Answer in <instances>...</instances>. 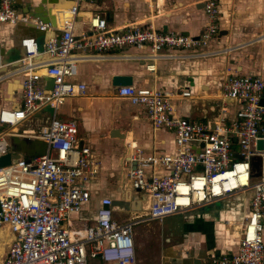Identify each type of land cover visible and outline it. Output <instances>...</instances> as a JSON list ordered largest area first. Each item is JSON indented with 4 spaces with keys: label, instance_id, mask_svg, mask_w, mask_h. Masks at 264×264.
<instances>
[{
    "label": "built area",
    "instance_id": "obj_1",
    "mask_svg": "<svg viewBox=\"0 0 264 264\" xmlns=\"http://www.w3.org/2000/svg\"><path fill=\"white\" fill-rule=\"evenodd\" d=\"M64 9H49L51 18L19 8L17 0H0V24L20 25L33 33L18 38L20 57L0 66L16 77V101L0 106V156L10 151L7 137L38 140L41 150L20 155L0 166V264H135L134 227L144 221L193 211L229 197H246L234 251L207 255L208 264H264L261 222L264 218V77L225 69L220 90L211 96L217 114L192 120L175 112L174 101L188 99V89L121 85L115 95L142 108L153 128L173 135L169 152H143L126 142L117 196H102L93 216L70 227L71 215L88 203L87 184L96 179L99 162L81 143L75 121L58 118L67 98L82 97L78 63L105 58L144 62L205 57L218 31L215 0H203L207 18L197 35L162 31L151 23L111 26L98 3L106 0H66ZM55 2L51 3V5ZM206 47V48H205ZM131 48L135 52H123ZM260 98L263 102L260 103ZM11 99V98H10ZM13 100V99H11ZM10 100V101H11ZM235 107L229 112L228 105ZM50 108L33 130H18L28 118ZM260 141L258 148L257 142ZM127 150V151H126ZM260 159V176L250 173L249 158ZM125 190L141 193L140 209L114 217L111 201H129ZM1 238V237H0Z\"/></svg>",
    "mask_w": 264,
    "mask_h": 264
},
{
    "label": "crops",
    "instance_id": "obj_2",
    "mask_svg": "<svg viewBox=\"0 0 264 264\" xmlns=\"http://www.w3.org/2000/svg\"><path fill=\"white\" fill-rule=\"evenodd\" d=\"M17 2L23 11L27 9V12L31 14L51 18L49 9L54 10L50 5L57 1L17 0ZM202 2L203 0H106L98 3V6L99 12L103 13L107 23L111 26L134 22L151 23L158 30L197 36L207 23V18L203 15ZM63 4L67 6L65 0ZM232 23L233 18L229 15H219L218 31L225 30L226 34L218 37L217 31L206 47L219 49L227 39L238 38L232 35ZM245 29H241V33H245ZM25 33L33 32L20 25L0 24V62H3V59L11 61L7 60L8 55L5 53L12 48H18V38ZM260 38L261 36H258L257 41ZM229 49L230 46H227L224 51ZM123 52L133 53L135 51L131 48H124ZM242 60L233 55L226 58L221 54L219 56L211 54L205 57L163 59L154 61L153 71H146L144 62L129 58H105L99 61L78 63L79 73L76 80L85 84V94L82 97L67 98L58 109V117L62 120L75 121L81 140L84 135L85 142L99 162V169L96 179L87 184L95 201H88L78 214L71 215L70 225L77 226L90 219L100 197L117 196L121 180L120 166L126 142L134 143L145 153L169 152L173 149L172 133L162 128H153L142 108L129 105L125 100L118 98L115 95L116 88L110 85L111 76L129 75L130 85L135 87L156 86L170 91L188 89L192 96L188 99L174 101L175 112L192 120H206L214 118L217 114L218 102L214 101L211 96L220 90L225 69L229 68L238 73L260 74V71L248 70V66ZM7 67L9 66H0V82L5 93V97L1 98L4 102L0 103V106L13 104L16 101L17 78L6 76V72L10 70ZM10 83H13L10 86L11 93L8 92ZM234 107L232 103L228 105L227 115L229 117ZM47 115L43 110L42 113L28 118L17 128L19 131L29 132ZM114 128L123 134V138L109 136L110 130ZM14 139L16 148L13 151L20 155H29L41 149L38 143H30L27 139ZM114 177L118 178L115 186L103 182ZM125 193L132 205L139 204V196L136 192L125 190ZM246 207L247 203H242L241 198L235 196L177 216V225L170 224L169 229L180 233L181 240H175L170 247L165 249L163 264H192L193 257H198L204 264H208L207 254L218 255L234 251L238 233L237 231L235 233L236 229L233 231L235 240L233 237V239L227 237L228 227L225 228V226H229V221L241 220ZM117 215L116 218L121 220L124 219L126 213L121 212ZM239 215H241L240 218H238ZM0 237L1 242L3 232H0ZM2 248L0 243V252Z\"/></svg>",
    "mask_w": 264,
    "mask_h": 264
},
{
    "label": "rangeland",
    "instance_id": "obj_3",
    "mask_svg": "<svg viewBox=\"0 0 264 264\" xmlns=\"http://www.w3.org/2000/svg\"><path fill=\"white\" fill-rule=\"evenodd\" d=\"M215 2L217 3L218 9L220 11L218 15L224 14L229 15L231 18H233V23L231 26L233 31L232 35L238 38L234 40L227 39L219 49H216L217 52L213 53L212 56H219V54H221L226 58L231 55L236 58H242L244 60L242 61L248 66V70H253L255 72L260 71V74L264 77V0H215ZM63 3L64 0H57V2H55L54 5H50V7L51 9H64L66 6ZM203 15L205 16L204 13ZM241 29H245V33H241ZM258 36H261L259 41H257ZM227 46H230V49L228 51H224V48ZM5 54L8 55L7 60L11 61L20 57V52L17 47L12 48ZM11 67L12 66H9L7 67V69ZM232 72L234 71L232 70ZM3 97H5V93L3 92L2 84L0 82V103L4 102L1 99ZM44 112L50 115L51 109L45 108ZM1 129L9 131L6 125H1L0 130ZM82 137L83 138L81 143L87 145L84 135H82ZM7 141L8 149L15 150L16 140L13 137H7ZM249 164L251 175L253 177H259L260 159L256 156H251L249 158ZM117 179H115L114 177L113 179H109L103 182H106V184L110 183L111 186H115ZM137 196L140 197L141 193H138ZM89 201H95V198L92 196L91 191ZM241 202H246V197L244 199H241ZM233 203H235V201H233ZM113 212L116 215L115 217H117V214L125 212V209L114 208ZM177 216H182V214H176L172 217L170 216L164 218L161 222L156 220L144 221L134 227L133 241L135 251V264L164 263L163 255L166 253L165 249L167 247H170L175 240H181L180 233H175L171 231V229H169L170 224L177 225ZM240 216L241 215H239L238 218H240ZM239 223L240 220L238 219L237 221L233 222V224L225 226V228L228 227L227 237L231 239L234 238L233 240H235L233 231L236 227L235 233L236 231L238 233ZM261 226V237L263 239L264 221L261 222ZM70 227L75 226H72L71 224ZM95 263L96 262L94 260L91 261V264Z\"/></svg>",
    "mask_w": 264,
    "mask_h": 264
},
{
    "label": "water",
    "instance_id": "obj_4",
    "mask_svg": "<svg viewBox=\"0 0 264 264\" xmlns=\"http://www.w3.org/2000/svg\"><path fill=\"white\" fill-rule=\"evenodd\" d=\"M26 11H27V9H26ZM225 34H226L225 30H219L218 31V37L220 35H225ZM7 62L8 61L3 59V62H1V63H7ZM130 83H131V77L129 75H113L110 78V85L113 88H116V87L121 86V85H129ZM259 102L262 103L263 102V98H260ZM109 136L110 137L123 138V134L119 133V130L116 129V128L110 130ZM27 141L30 142V143H33V142L34 143H38V144L41 145V142L38 141V140H27ZM260 144H261V142L258 141L257 142L258 148L260 147ZM18 157H20L19 153L15 152L13 150H10V151H8L5 154L0 156V166L7 165V164L10 163L11 159H16ZM111 206L112 207H118V208H124L126 210H132V211H137V210L140 209L139 204L138 205L137 204L136 205H132L131 202L124 201L122 199V196L119 199L113 198L112 201H111ZM207 255H209V254H207ZM192 264H204V263L200 260V258L193 257L192 258Z\"/></svg>",
    "mask_w": 264,
    "mask_h": 264
},
{
    "label": "bare ground",
    "instance_id": "obj_5",
    "mask_svg": "<svg viewBox=\"0 0 264 264\" xmlns=\"http://www.w3.org/2000/svg\"><path fill=\"white\" fill-rule=\"evenodd\" d=\"M57 1V0H56ZM66 1V0H65ZM67 2V1H66ZM67 5H68V3H67ZM11 84H13V83H10L9 85H8V92L9 93H11V91H10V86H11ZM10 98V97H9ZM233 222H235V221H229L228 222V225H231V224H233ZM236 229V228H235Z\"/></svg>",
    "mask_w": 264,
    "mask_h": 264
}]
</instances>
